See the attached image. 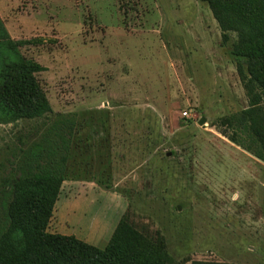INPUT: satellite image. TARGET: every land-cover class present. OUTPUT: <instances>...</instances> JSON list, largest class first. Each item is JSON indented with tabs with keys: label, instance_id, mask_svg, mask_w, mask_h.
Wrapping results in <instances>:
<instances>
[{
	"label": "rangeland",
	"instance_id": "1",
	"mask_svg": "<svg viewBox=\"0 0 264 264\" xmlns=\"http://www.w3.org/2000/svg\"><path fill=\"white\" fill-rule=\"evenodd\" d=\"M257 21L224 30L206 0H0V62H36L51 108L7 123L0 106V225L34 146L60 135L48 233L102 249L122 218L163 243L166 264H264V162L220 126L243 112L264 136L256 63L231 56L255 45Z\"/></svg>",
	"mask_w": 264,
	"mask_h": 264
},
{
	"label": "trees",
	"instance_id": "2",
	"mask_svg": "<svg viewBox=\"0 0 264 264\" xmlns=\"http://www.w3.org/2000/svg\"><path fill=\"white\" fill-rule=\"evenodd\" d=\"M215 19L224 30L245 29L249 34L259 29L257 16L264 14L263 0H206ZM236 16L230 23L227 17ZM224 19L228 23L224 22ZM16 44L9 42V46ZM235 59H250L256 63L249 85L256 83L264 93V26L255 45L231 53ZM42 68L34 61L17 57L0 62L1 119L14 123L22 119L42 118L51 112L50 105L36 75ZM242 126L248 138L240 139L234 127ZM220 126L233 129L229 140L264 162V136L248 125L246 114L223 118ZM249 142V143H248ZM45 145L34 146L30 161L22 177L7 191L3 205L4 222L0 225V264H166L168 257L163 243H153L138 235L122 218L107 245L96 248L71 236L47 232L57 202L60 187L65 180L69 156L68 141L60 135ZM255 149V150H254ZM258 149V153L256 152ZM252 150L254 152H252ZM47 160V167L38 161ZM37 170H32V167Z\"/></svg>",
	"mask_w": 264,
	"mask_h": 264
},
{
	"label": "crops",
	"instance_id": "3",
	"mask_svg": "<svg viewBox=\"0 0 264 264\" xmlns=\"http://www.w3.org/2000/svg\"><path fill=\"white\" fill-rule=\"evenodd\" d=\"M93 183V182H92ZM101 189V191L103 192V193H107L108 194V191H107V189H104V188H100ZM109 193H111V192H109ZM59 198H60V195H59V197H58V199H57V202L59 203ZM57 202H56V204H55V208H54V211L56 210V208H57ZM61 206H63V205H61ZM58 207H60V206H58ZM54 211H53V214H54ZM122 217V216H121ZM121 219V218H120ZM120 221V220H119ZM118 221V222H119ZM118 222H117V224H118ZM117 224H116V226H117ZM116 226H115V228H116ZM115 228L113 229V231L115 230ZM113 231H112V234H113ZM57 234H59V233H57ZM112 234H111V236H112ZM59 235H61V234H59ZM62 236H65V235H62ZM111 236H110V238H111ZM110 238H109V240H110ZM108 240V241H109ZM108 243V242H107ZM107 245V244H106ZM105 245V246H106Z\"/></svg>",
	"mask_w": 264,
	"mask_h": 264
},
{
	"label": "water",
	"instance_id": "4",
	"mask_svg": "<svg viewBox=\"0 0 264 264\" xmlns=\"http://www.w3.org/2000/svg\"><path fill=\"white\" fill-rule=\"evenodd\" d=\"M205 122V119H202L200 122H199V124L201 125V124H203ZM169 155V154H168Z\"/></svg>",
	"mask_w": 264,
	"mask_h": 264
},
{
	"label": "built area",
	"instance_id": "5",
	"mask_svg": "<svg viewBox=\"0 0 264 264\" xmlns=\"http://www.w3.org/2000/svg\"><path fill=\"white\" fill-rule=\"evenodd\" d=\"M183 116H186L187 118H189L186 112L183 113Z\"/></svg>",
	"mask_w": 264,
	"mask_h": 264
}]
</instances>
